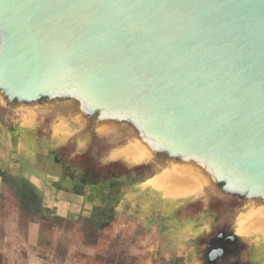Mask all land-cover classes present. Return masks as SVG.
Returning <instances> with one entry per match:
<instances>
[{
  "label": "water",
  "instance_id": "obj_1",
  "mask_svg": "<svg viewBox=\"0 0 264 264\" xmlns=\"http://www.w3.org/2000/svg\"><path fill=\"white\" fill-rule=\"evenodd\" d=\"M0 131L147 169L195 264H264V0H0Z\"/></svg>",
  "mask_w": 264,
  "mask_h": 264
},
{
  "label": "rangeland",
  "instance_id": "obj_2",
  "mask_svg": "<svg viewBox=\"0 0 264 264\" xmlns=\"http://www.w3.org/2000/svg\"><path fill=\"white\" fill-rule=\"evenodd\" d=\"M22 144L18 139L4 135L0 131V168L6 172L3 190L0 191V264H34L32 263L34 257L38 259L44 256L39 253L30 255V249H27L24 243L27 221L35 222L41 217L45 222L42 228L43 235L50 237L57 234L59 236L54 254L51 255L54 261L52 264L75 260L85 264H195L193 255L198 252L197 246L200 241L190 239L186 246L181 247L183 243H180L176 236H172L176 240L173 242L171 235H179V225L175 223L174 234H169L165 231L168 228L167 222L164 219L161 220L162 214H159L161 211L151 207V203H147L143 196L140 197L135 190H132L133 186L130 184L137 181L139 176L141 177L139 171L146 175L147 169L129 173L127 182L119 179L120 187L126 186L124 191L128 193V202L122 208L121 216L115 217L113 209L120 192L111 193L110 200L98 205L99 215L95 214L88 223L78 226V220L74 223L69 222L65 225L68 232L65 234L55 232L59 226L57 219L49 210L41 214V196L38 189L34 188L30 182L31 165L25 161L26 155L36 149ZM50 161L64 160L58 154L54 155ZM36 162L34 164L42 168L49 164L44 156L39 157ZM18 164L25 166V172L20 176L9 175L8 171H11L12 166ZM20 190L26 196H22ZM179 214H181L180 211ZM104 219H111L112 227L99 232L96 238L93 234L89 235L87 228L92 226L91 223L101 222ZM158 221L160 223L155 224ZM62 226L60 224V227ZM159 240L162 242L158 243ZM81 242H95L97 253L92 257L80 253L76 247Z\"/></svg>",
  "mask_w": 264,
  "mask_h": 264
},
{
  "label": "crops",
  "instance_id": "obj_3",
  "mask_svg": "<svg viewBox=\"0 0 264 264\" xmlns=\"http://www.w3.org/2000/svg\"><path fill=\"white\" fill-rule=\"evenodd\" d=\"M38 158L26 156L25 161H28L31 165L29 169L31 171L30 182L34 186V188L38 189L41 196V214L44 213L45 210H49L51 211V214L54 215L57 219L59 226L57 227V231L55 232L60 234H65V232H68L66 231L68 229L65 227V225L69 222L74 223V221L78 220V226L83 225V223H88L95 214L99 215L100 212L97 211L98 205L110 200L109 196L111 195V193L118 194V192H120L119 199L118 201H115L113 209L115 210V217L118 218V216H121L122 208L124 207L125 203L128 202L127 192L124 191L126 186L125 188L119 187L117 188V190H115V192H113V189H110L111 187L109 185V181H100L98 183L85 182L82 181L80 170L72 168L71 166H67L65 162L63 163V161H47L49 162V164L46 165L45 169L34 164V162L37 163L36 161H38ZM18 165H11V171H8L9 175L20 176L25 172V166L20 164ZM1 172L6 174V172L2 168H0V191L2 189V185L4 184V178L1 175ZM155 217L159 216L155 215ZM162 219L167 222L166 225L168 226V228H164L165 231H167L169 234H174V230L176 229V221L171 217H162L161 220ZM107 222V226L103 227V224ZM158 223H160V221L155 224L158 225ZM44 224L45 222H43L42 217L40 220H36L35 222H31L30 220L27 221L26 238L24 243L27 249H30L29 254L36 255L39 253L44 256H48L38 257V259L37 257H34V262H32L34 264H52L54 262L51 258V255L54 254L53 252L57 245L56 241H58L59 236L57 234H54L50 237L47 235H43L42 228ZM60 224H62L63 226L60 227ZM91 225L92 226L87 228L89 229L88 234L95 235L94 232L96 227H98V233L101 231H106L108 228L112 227V221L111 219H104L101 220V222H93L91 223ZM172 236H176L179 239V242L183 243V246L181 247L186 246L188 240L180 235L174 234L171 235V238ZM160 241L161 240H159L158 243ZM172 241L175 242V238H172ZM78 244L79 245H77L76 247L78 251L80 253L86 254L88 257H92L97 253L95 242H81ZM60 264L85 263L80 260H75L63 261Z\"/></svg>",
  "mask_w": 264,
  "mask_h": 264
},
{
  "label": "flooded vegetation",
  "instance_id": "obj_4",
  "mask_svg": "<svg viewBox=\"0 0 264 264\" xmlns=\"http://www.w3.org/2000/svg\"><path fill=\"white\" fill-rule=\"evenodd\" d=\"M64 153H62V159L64 161ZM68 164H70V166L72 168L78 169L81 172V178L82 181L85 182H95L98 183L100 181H109V185H110V189H113V192H115V190H117V188L120 187L119 184H121V182L119 181V179L122 178V176H128L129 175V171L124 169V168H118V167H110V168H98L97 166L93 165V164H87L83 161V164H79L78 162H74V161H67ZM80 167L82 169H80ZM141 177L145 175V173L140 172ZM131 177L134 175H130ZM244 264H250L245 262Z\"/></svg>",
  "mask_w": 264,
  "mask_h": 264
},
{
  "label": "trees",
  "instance_id": "obj_5",
  "mask_svg": "<svg viewBox=\"0 0 264 264\" xmlns=\"http://www.w3.org/2000/svg\"><path fill=\"white\" fill-rule=\"evenodd\" d=\"M1 175L3 176V178L5 177V173H2V172H1ZM20 192H21L22 196H23V195L26 196L25 193H24L22 190H20ZM107 224H108V222H107V223H104V224H103V227H104V226H107ZM94 234H95L94 236H95V238H96L97 235H98V227L95 228V232H94Z\"/></svg>",
  "mask_w": 264,
  "mask_h": 264
}]
</instances>
